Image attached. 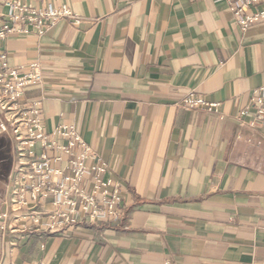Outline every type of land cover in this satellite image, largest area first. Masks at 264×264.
Wrapping results in <instances>:
<instances>
[{
  "label": "crops",
  "instance_id": "obj_1",
  "mask_svg": "<svg viewBox=\"0 0 264 264\" xmlns=\"http://www.w3.org/2000/svg\"><path fill=\"white\" fill-rule=\"evenodd\" d=\"M28 1L84 20L0 50L11 66L42 64L26 99L110 164L125 217L68 235L0 229V264H264V136L252 108L241 114L264 94V22L243 31L224 0ZM190 93L219 111L183 106ZM16 166L0 129V212Z\"/></svg>",
  "mask_w": 264,
  "mask_h": 264
},
{
  "label": "built area",
  "instance_id": "obj_2",
  "mask_svg": "<svg viewBox=\"0 0 264 264\" xmlns=\"http://www.w3.org/2000/svg\"><path fill=\"white\" fill-rule=\"evenodd\" d=\"M224 1L243 31L264 22V0ZM61 20L77 26L84 17L67 4L41 7L28 0H0V40L21 33L42 36ZM42 81L40 62L11 66L7 53L0 50V129L12 135L17 156L10 195L0 212L2 233L20 239L68 235L79 226L123 219L122 186L112 175L110 164L75 125L47 130L39 102L26 99V89ZM261 90L264 92V87ZM181 104L209 112L220 108V102L191 93ZM251 108L255 118L250 125L264 136V94H255L251 106L241 114H248ZM164 264L173 263L166 260Z\"/></svg>",
  "mask_w": 264,
  "mask_h": 264
}]
</instances>
